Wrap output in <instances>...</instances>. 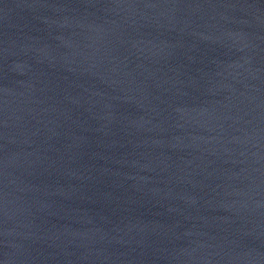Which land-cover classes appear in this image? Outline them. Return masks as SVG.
<instances>
[{"label":"water","instance_id":"water-1","mask_svg":"<svg viewBox=\"0 0 264 264\" xmlns=\"http://www.w3.org/2000/svg\"><path fill=\"white\" fill-rule=\"evenodd\" d=\"M0 264H264V0H0Z\"/></svg>","mask_w":264,"mask_h":264}]
</instances>
